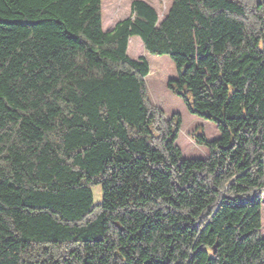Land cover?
<instances>
[{"label": "trees", "instance_id": "1", "mask_svg": "<svg viewBox=\"0 0 264 264\" xmlns=\"http://www.w3.org/2000/svg\"><path fill=\"white\" fill-rule=\"evenodd\" d=\"M102 2L0 0V264H264V0H131L111 31ZM133 36L220 130L206 157Z\"/></svg>", "mask_w": 264, "mask_h": 264}, {"label": "rangeland", "instance_id": "2", "mask_svg": "<svg viewBox=\"0 0 264 264\" xmlns=\"http://www.w3.org/2000/svg\"><path fill=\"white\" fill-rule=\"evenodd\" d=\"M120 1L122 2L120 3ZM145 1L156 8L160 20H162L172 0ZM130 5L131 0H103V29L111 31L118 21L129 17L131 15ZM128 54L134 59L145 56L149 63L150 71L146 77V85L152 102L162 108L166 116H170L174 112L181 114L182 125L176 142L181 148L183 156L185 158L206 157L208 148L196 142L194 138L196 129L202 131L208 140L218 138L220 130L213 121L191 113L184 101L167 87V81L177 76V68L174 61L168 55H153L146 52L143 41L139 36H133L129 39ZM93 192L95 201L100 202L102 200L101 186L94 187ZM262 211L261 234L264 236V203Z\"/></svg>", "mask_w": 264, "mask_h": 264}, {"label": "crops", "instance_id": "3", "mask_svg": "<svg viewBox=\"0 0 264 264\" xmlns=\"http://www.w3.org/2000/svg\"><path fill=\"white\" fill-rule=\"evenodd\" d=\"M171 3H172V1H171ZM171 3H170V5H171Z\"/></svg>", "mask_w": 264, "mask_h": 264}]
</instances>
